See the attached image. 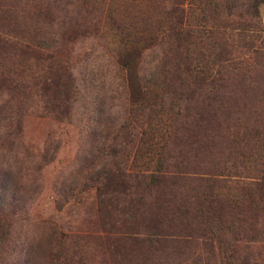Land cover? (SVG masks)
<instances>
[{
	"label": "rangeland",
	"instance_id": "rangeland-1",
	"mask_svg": "<svg viewBox=\"0 0 264 264\" xmlns=\"http://www.w3.org/2000/svg\"><path fill=\"white\" fill-rule=\"evenodd\" d=\"M8 1L17 5V17L10 14L14 23L4 19L0 26L25 39L31 50L20 58L18 50L0 47L5 77L28 84L20 93L22 103L11 98V91L0 90V116L15 120L17 112L21 136L14 141L0 130V251H10L8 264H44L49 252L62 248L80 257L75 264H112L115 255L104 248L106 231H121V224L138 219L142 210L136 198L126 207L131 199L106 173L111 162H120L124 153L136 161L160 156L168 172H202L221 164L226 153L227 123L221 121L215 88L210 93L201 88L197 101L171 106L162 133L141 136L138 131L139 121H152L147 116L155 113L154 107L144 108L141 117L131 103L136 78L153 89L164 85L166 96L171 93L162 59L172 26L178 19L187 26L180 8L189 5L185 0ZM257 13L264 23V0ZM252 86L237 81L225 93L224 111L229 110L234 128L252 124L248 113L264 111V100L254 103L258 93ZM143 141L148 149L139 146ZM163 186L176 198L183 193V188ZM141 188L133 187L131 196L141 192L143 208L150 209L155 191ZM68 235L71 240L55 239Z\"/></svg>",
	"mask_w": 264,
	"mask_h": 264
},
{
	"label": "trees",
	"instance_id": "trees-1",
	"mask_svg": "<svg viewBox=\"0 0 264 264\" xmlns=\"http://www.w3.org/2000/svg\"><path fill=\"white\" fill-rule=\"evenodd\" d=\"M7 1L0 0V21L14 23L9 15L17 17V5ZM185 1L189 8L180 11L189 25L178 19L172 26L171 43L162 59V67L169 74L171 95L169 90L164 95V85L153 89L136 78L138 88L131 103L141 117L146 115L144 108L151 111L154 107L155 113L147 116L152 121H139L138 131L141 136L162 133L161 124L171 106L179 100L197 101L201 88L207 87L208 93L215 88L222 105L221 121L227 123L222 135L226 139L222 151L226 153L221 164L202 172H168L164 158L153 159L143 150L145 156L139 157L140 161L124 153L121 163L111 162L106 173L109 175L110 171L112 179L121 182V193L131 199L126 207L136 198L142 211L138 219L122 223L121 231L108 229L104 248L115 255L111 256L112 264H264V111L248 113L246 119L252 118V124L237 128L234 121L230 122L229 110L224 111L225 93L229 86L235 88L237 81L253 83L258 93L255 104L264 100V23L257 13V4L262 0ZM203 41L206 46L200 47L198 43ZM0 47L18 50L15 53L20 58L31 50L25 39L4 32L1 26ZM5 76L0 70V90L11 91V98L22 103L20 96L28 84L22 83L21 78L16 81ZM14 114L15 120L7 113L1 114L0 119L6 120L0 122V130L4 128L3 136L20 141L17 112ZM146 142L139 146L148 149ZM46 154L45 149L41 159ZM151 162L155 165L150 166ZM164 183L169 188H183L182 195L176 198ZM133 187L155 191L147 205L152 206L150 209L143 208L141 192L131 196ZM68 237L55 239L61 243L71 240ZM9 253L0 251V264H8ZM79 259L74 251L62 248L49 252L44 264H75ZM108 262L111 261L104 264Z\"/></svg>",
	"mask_w": 264,
	"mask_h": 264
}]
</instances>
